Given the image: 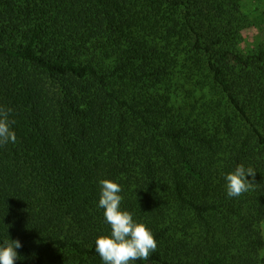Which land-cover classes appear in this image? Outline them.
I'll use <instances>...</instances> for the list:
<instances>
[{"label":"trees","instance_id":"trees-1","mask_svg":"<svg viewBox=\"0 0 264 264\" xmlns=\"http://www.w3.org/2000/svg\"><path fill=\"white\" fill-rule=\"evenodd\" d=\"M249 0H0V244L104 264L100 180L157 248L132 264H264V39ZM255 184L229 197L238 165ZM252 180V177H248Z\"/></svg>","mask_w":264,"mask_h":264},{"label":"clouds","instance_id":"clouds-1","mask_svg":"<svg viewBox=\"0 0 264 264\" xmlns=\"http://www.w3.org/2000/svg\"><path fill=\"white\" fill-rule=\"evenodd\" d=\"M11 108L0 106V146L16 142L12 128L15 123L10 119ZM251 176L252 180L248 177ZM256 172L253 168L238 165L225 177L227 195L239 197L249 191L255 184ZM99 207L104 209V217L110 225L109 236H100L95 241V251L104 264H132L137 260H147L157 248V241L151 230L142 222L134 220L133 215L121 210L122 191L120 185L108 179L100 180ZM20 240L6 239L0 244V264H15L20 256Z\"/></svg>","mask_w":264,"mask_h":264},{"label":"rangeland","instance_id":"rangeland-1","mask_svg":"<svg viewBox=\"0 0 264 264\" xmlns=\"http://www.w3.org/2000/svg\"><path fill=\"white\" fill-rule=\"evenodd\" d=\"M246 8L252 15L251 18L259 19L256 25L243 30V46L248 48L259 44L264 39V0H249ZM261 227L264 235V221Z\"/></svg>","mask_w":264,"mask_h":264}]
</instances>
